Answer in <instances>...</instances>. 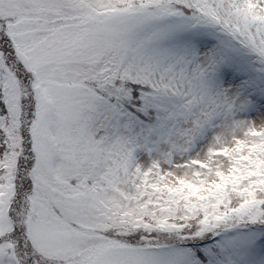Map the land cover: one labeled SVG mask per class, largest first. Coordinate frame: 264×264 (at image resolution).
Listing matches in <instances>:
<instances>
[{
    "label": "snow or ice",
    "instance_id": "1",
    "mask_svg": "<svg viewBox=\"0 0 264 264\" xmlns=\"http://www.w3.org/2000/svg\"><path fill=\"white\" fill-rule=\"evenodd\" d=\"M0 264H264V0H0Z\"/></svg>",
    "mask_w": 264,
    "mask_h": 264
}]
</instances>
